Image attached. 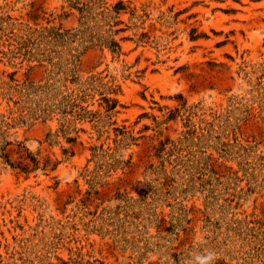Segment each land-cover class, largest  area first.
<instances>
[{"label": "rangeland", "instance_id": "374dc122", "mask_svg": "<svg viewBox=\"0 0 264 264\" xmlns=\"http://www.w3.org/2000/svg\"><path fill=\"white\" fill-rule=\"evenodd\" d=\"M209 254L264 264V0H0V264Z\"/></svg>", "mask_w": 264, "mask_h": 264}, {"label": "clouds", "instance_id": "9594fccd", "mask_svg": "<svg viewBox=\"0 0 264 264\" xmlns=\"http://www.w3.org/2000/svg\"><path fill=\"white\" fill-rule=\"evenodd\" d=\"M213 256L212 254L203 256V257H197V260L199 264H210V261L212 260Z\"/></svg>", "mask_w": 264, "mask_h": 264}, {"label": "trees", "instance_id": "16d2710c", "mask_svg": "<svg viewBox=\"0 0 264 264\" xmlns=\"http://www.w3.org/2000/svg\"><path fill=\"white\" fill-rule=\"evenodd\" d=\"M117 101L114 103V105L113 106H111L110 108H109V111H113V110H115L116 109V106H117ZM7 157V156H6ZM33 161H35V162H37L35 159L33 160ZM23 164V163H22ZM21 164V165H22ZM24 165V166H23ZM22 166H21V169L23 170V171H27L28 172V169H29V164H23ZM13 168H16V167H14V166H12ZM18 167H20V166H18Z\"/></svg>", "mask_w": 264, "mask_h": 264}]
</instances>
